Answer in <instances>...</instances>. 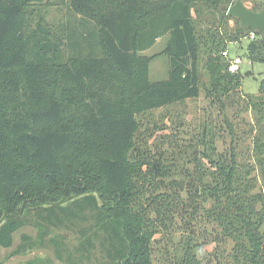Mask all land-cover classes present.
I'll use <instances>...</instances> for the list:
<instances>
[{"label":"trees","instance_id":"trees-1","mask_svg":"<svg viewBox=\"0 0 264 264\" xmlns=\"http://www.w3.org/2000/svg\"><path fill=\"white\" fill-rule=\"evenodd\" d=\"M68 1L94 22L102 54L55 65L49 31L28 34L27 8L42 0H0V246L30 209L47 246L53 210L68 201L62 219L87 211L112 264H264V71L247 94L222 56L254 31L248 58L264 62V31L227 38L233 16L221 7L236 0ZM165 35L168 78L150 81L140 52ZM200 94L195 125L144 130L151 111Z\"/></svg>","mask_w":264,"mask_h":264},{"label":"rangeland","instance_id":"rangeland-1","mask_svg":"<svg viewBox=\"0 0 264 264\" xmlns=\"http://www.w3.org/2000/svg\"><path fill=\"white\" fill-rule=\"evenodd\" d=\"M261 4V1L248 2L246 6L254 7ZM193 8L204 10L205 4L194 3ZM27 29L28 34L37 41L42 37L45 31H49L48 53L52 59V64H67L69 58H82L86 56H101L102 51L98 44V31L91 19L82 17L75 13L69 5L68 0H42L40 3L31 4L28 8ZM200 12V11H199ZM194 22L200 20L199 14L194 13ZM240 27L239 20L235 17H227L224 21V30L227 35L238 32ZM223 30V31H224ZM228 38V36H227ZM169 35L162 36L148 49L140 52L145 56H150L149 79L150 81L164 80L168 78L169 59L165 52V47ZM251 40L249 36L241 38V42H227L231 55H238L242 58L240 64L241 88L247 94L256 93L260 81L263 78L264 62L251 63L248 58L247 44ZM189 66L193 64L188 61ZM203 65L199 62V70L203 73ZM205 77V78H204ZM203 78L206 79V76ZM207 80V79H206ZM203 105V94L199 98L188 99L184 104L168 106L165 108L151 111L147 126L144 130L161 133H171L170 125L176 131L183 128L179 123L196 124V116L201 113L200 107ZM74 110V109H73ZM243 116L248 121L255 120V113L252 110L243 112ZM184 121V122H183ZM184 126V128H187ZM148 142L152 140L151 136L146 138ZM69 202H64L58 208L53 210L52 223L47 232L49 241L47 246H39L40 234L43 228L39 226V218L36 209H30L29 213L22 214L27 222L17 228L13 233V244L10 247L0 246V264H112L117 258L114 254H109L111 250L105 243V234L94 232L93 229L88 233V228L93 225L89 218L86 220L84 211L80 217L68 220L62 219L64 212L60 207L68 206ZM43 214V212H41ZM89 224V225H88ZM24 235L30 237V240L23 238ZM45 235V234H44ZM61 235H64L63 241ZM33 243V247L25 251H17L18 245ZM114 260V261H113Z\"/></svg>","mask_w":264,"mask_h":264},{"label":"water","instance_id":"water-1","mask_svg":"<svg viewBox=\"0 0 264 264\" xmlns=\"http://www.w3.org/2000/svg\"><path fill=\"white\" fill-rule=\"evenodd\" d=\"M222 11L239 20L240 27H252L264 31V1L260 10H252L241 0H236L233 4L223 5Z\"/></svg>","mask_w":264,"mask_h":264},{"label":"built area","instance_id":"built-area-1","mask_svg":"<svg viewBox=\"0 0 264 264\" xmlns=\"http://www.w3.org/2000/svg\"><path fill=\"white\" fill-rule=\"evenodd\" d=\"M249 39L253 40L255 38V33L254 31H250L249 34ZM222 56L225 57L228 61L227 68L230 72L236 73L240 70V64L242 63V58L238 55H231V52L229 49H225L222 51Z\"/></svg>","mask_w":264,"mask_h":264}]
</instances>
